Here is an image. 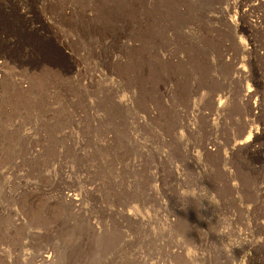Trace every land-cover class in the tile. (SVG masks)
<instances>
[{"label": "rangeland", "instance_id": "rangeland-1", "mask_svg": "<svg viewBox=\"0 0 264 264\" xmlns=\"http://www.w3.org/2000/svg\"><path fill=\"white\" fill-rule=\"evenodd\" d=\"M0 264H264V0H0Z\"/></svg>", "mask_w": 264, "mask_h": 264}, {"label": "bare ground", "instance_id": "bare-ground-1", "mask_svg": "<svg viewBox=\"0 0 264 264\" xmlns=\"http://www.w3.org/2000/svg\"><path fill=\"white\" fill-rule=\"evenodd\" d=\"M226 0H223V2H225ZM228 1V0H227ZM220 2V1H219ZM2 32V31H1ZM3 34V33H2ZM234 43V42H233ZM233 45H235V44H233ZM238 48V47H237ZM59 49V48H58ZM240 49L241 48H239V51H240ZM61 50V49H60ZM171 52V51H170ZM236 52V51H235ZM238 52V51H237ZM167 54H168V52H167ZM169 55H172V54H169ZM166 56V55H165ZM165 88V87H164ZM162 90V89H161ZM165 90H166V88H165ZM165 93V92H164ZM167 93V92H166ZM161 95H163V94H161ZM165 95V94H164ZM166 96V95H165ZM162 97V96H161ZM164 97V96H163ZM167 98V97H166ZM163 101V100H162ZM164 103V102H163ZM160 104H162V103H160ZM163 109V108H162ZM160 112V111H159ZM161 115V114H160ZM159 116V115H158ZM159 118V117H158ZM163 118V117H162ZM159 120H161L160 118H159ZM244 126V125H243ZM240 128H242V127H240ZM242 132V131H241ZM75 197V195H63L62 196V200L65 202V203H69V205L71 206V205H74V206H77V200L76 199H74V197ZM64 203V204H65ZM67 205V204H66ZM66 207V206H65ZM79 208V207H78ZM77 209V208H76ZM79 210V209H78ZM176 221V220H175ZM174 221V222H175ZM204 223V222H203ZM169 224H172V223H169ZM190 224V223H189ZM173 225V224H172ZM171 225V226H172ZM175 226V225H174ZM207 236V235H206ZM205 238V237H204ZM211 238V237H210ZM205 239H203V241H204ZM206 240H207V238H206ZM208 242V241H207ZM206 243V242H205Z\"/></svg>", "mask_w": 264, "mask_h": 264}]
</instances>
